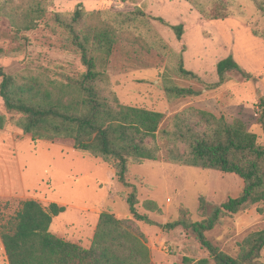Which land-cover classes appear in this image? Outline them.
<instances>
[{
    "label": "rangeland",
    "instance_id": "rangeland-1",
    "mask_svg": "<svg viewBox=\"0 0 264 264\" xmlns=\"http://www.w3.org/2000/svg\"><path fill=\"white\" fill-rule=\"evenodd\" d=\"M33 2L12 0L7 12L21 17ZM135 5L145 11L169 49L182 56L184 67L203 81L217 80L215 65L227 56H232L250 78L233 72L230 80L217 89L204 90L196 97L168 99L162 88L164 78L195 89L201 85L171 74L165 55L155 49L145 50L142 41L129 35L128 40L115 44L106 61L99 57L96 60L97 69L108 75L119 102L162 112L161 126L187 107L223 116L228 121L238 118L256 135L257 143L264 145L258 122V99L264 93V16L252 0H232L230 15L221 20L202 18L186 0H133L131 4L115 0H47L45 15L28 31L17 33L10 18L0 13V47L7 54L0 58V67L19 82L65 81L68 76H76L84 67L77 54L62 46L63 29L52 22L53 13H70L77 6L92 12L130 9ZM153 17H161L170 25L181 24V40L170 26ZM0 114L7 119L0 129V221L12 217L24 200H35L44 207L55 202L64 206V211L53 216L49 231L87 248L101 211L109 210L118 218L130 216L126 202L130 189L117 182L107 163L75 150L67 139L31 140L11 122L20 114L7 112L1 96ZM127 179L137 189V212L158 223L175 220L180 207L189 210L192 220H199L200 198L220 204L242 191L241 179L232 173L173 164L162 158L131 164ZM146 201L155 202L157 209H147ZM139 225L150 250L151 264H187L183 258L196 261L207 256L190 232L181 227L166 231L143 222ZM263 227L264 204H257L223 218L205 236L220 250L236 257L242 239ZM0 264H8L1 241ZM259 264H264V248Z\"/></svg>",
    "mask_w": 264,
    "mask_h": 264
},
{
    "label": "trees",
    "instance_id": "trees-1",
    "mask_svg": "<svg viewBox=\"0 0 264 264\" xmlns=\"http://www.w3.org/2000/svg\"><path fill=\"white\" fill-rule=\"evenodd\" d=\"M186 1L207 20H221L230 15L232 0ZM252 1L264 16V0ZM11 2L0 0V13L10 18L17 33L31 30L47 9V0H34L20 17L7 12ZM153 19L170 26L181 40V24L170 25L161 17ZM51 20L63 29L61 44L77 54L84 71L66 77L65 81L19 82L0 67L4 109L20 114L17 119L11 118V122L31 140L67 139L75 150L107 163L117 182L130 189L126 196L130 216L118 218L109 210L101 211L86 248L49 231L53 216L64 211V206L51 202L44 207L35 200H24L12 217L0 221V241L8 264H151L150 250L139 222L166 231L177 227L189 231L207 256L196 261L183 258L187 264H259L264 227L242 239L236 257L220 250L205 233L227 216L264 204V145L257 143L256 135L241 119L228 121L194 107L174 113L161 126L162 112L119 102L108 75L97 69L96 60L99 57L106 61L115 44L128 40L127 36L131 35L144 43L145 50L155 49L165 55L171 74L201 85L195 89L164 78L162 88L168 99L196 97L204 90L217 89L230 80L229 74L233 72L245 79L250 74L232 56H227L215 65L217 80L203 81L196 72L184 67L182 56L169 49L150 24L148 15L136 5L130 9L92 12L77 6L70 13H53ZM5 55L0 47V58ZM258 103V122L264 134V93ZM6 123L5 115L0 114V129ZM161 158L173 164L232 173L241 179L242 191L220 204L200 198L198 210L202 218L199 220H192L189 210L180 207L175 220L155 222L137 212V189L127 178L131 164ZM144 205L150 210L157 209L153 201H146Z\"/></svg>",
    "mask_w": 264,
    "mask_h": 264
}]
</instances>
